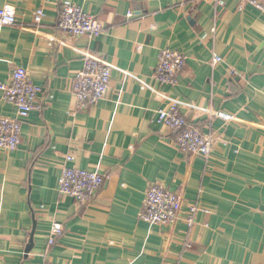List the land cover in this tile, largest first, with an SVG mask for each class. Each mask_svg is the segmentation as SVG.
<instances>
[{
    "label": "crops",
    "instance_id": "crops-1",
    "mask_svg": "<svg viewBox=\"0 0 264 264\" xmlns=\"http://www.w3.org/2000/svg\"><path fill=\"white\" fill-rule=\"evenodd\" d=\"M70 1L97 18V40L57 27ZM0 82L25 69L41 93L15 152L0 151V264H264V14L238 0H0ZM45 19L34 25L36 11ZM163 49L186 57L173 86L154 78ZM86 55L112 67L104 100L73 95ZM215 57L222 59L214 64ZM213 139L181 152L157 122L165 98ZM16 108L0 90V117ZM67 157L72 161L66 163ZM105 180L92 201L59 193L63 168ZM176 193L173 224L140 220L147 191ZM199 208L194 226L189 207ZM54 223L64 233L49 247Z\"/></svg>",
    "mask_w": 264,
    "mask_h": 264
},
{
    "label": "built area",
    "instance_id": "built-area-1",
    "mask_svg": "<svg viewBox=\"0 0 264 264\" xmlns=\"http://www.w3.org/2000/svg\"><path fill=\"white\" fill-rule=\"evenodd\" d=\"M213 1L218 6H224V0ZM238 2L242 6H250L264 14V0H238ZM44 19V11L42 9L36 11L34 25H41ZM16 24L15 10L10 7H0V26L9 27ZM57 27L74 37H87L91 40H97L103 34L99 20L70 1L62 4ZM221 61V58L215 57L213 62L216 64ZM185 64L186 57L182 53L163 49L153 78L162 85L173 86ZM111 79L110 65L100 57L86 55L84 67L76 77L73 87V95L79 109L87 110L104 100L110 89ZM0 90L4 93L5 101L16 108L14 117H0V151L15 152L22 143L23 124L38 108L41 90L34 85L25 69L14 71L9 83L0 82ZM165 100V106L158 111L157 122L177 133V148L181 152L209 158L213 150L212 137L203 135L189 125L186 117L181 113L182 103L169 97ZM71 161L72 158L67 157L66 163ZM104 180V176L96 172L64 167L59 178V193L74 199L77 203L86 204L100 191ZM180 212L181 201L176 193L152 185L147 191L140 220L149 224H173L179 219ZM198 212L199 208L196 205L189 207L187 223L190 227L194 226ZM63 233V226L54 223L49 236V247L53 246Z\"/></svg>",
    "mask_w": 264,
    "mask_h": 264
}]
</instances>
